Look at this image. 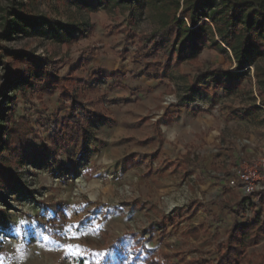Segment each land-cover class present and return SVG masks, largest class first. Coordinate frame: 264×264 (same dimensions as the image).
I'll return each mask as SVG.
<instances>
[{"label":"rangeland","instance_id":"1","mask_svg":"<svg viewBox=\"0 0 264 264\" xmlns=\"http://www.w3.org/2000/svg\"><path fill=\"white\" fill-rule=\"evenodd\" d=\"M158 28L148 6L0 0V59L15 73L0 65V264H264L258 231L228 244L235 226L264 220V58L239 74L209 47L169 66L143 47ZM5 50L76 79L92 115L84 140L57 136L70 105L56 87L1 94L30 65Z\"/></svg>","mask_w":264,"mask_h":264},{"label":"trees","instance_id":"2","mask_svg":"<svg viewBox=\"0 0 264 264\" xmlns=\"http://www.w3.org/2000/svg\"><path fill=\"white\" fill-rule=\"evenodd\" d=\"M34 2L40 0H32ZM64 4L75 5L87 12L105 11L112 13L116 9L128 8L132 5L140 9L149 7L159 16V28L143 44L146 51L154 54L161 52L167 65L173 61L183 63L194 61L206 48H215L221 53L231 55L237 62L236 70L242 74L247 66L256 65L258 59L264 58V0H54ZM29 20V17H22ZM52 23V22H51ZM58 27L60 24L52 23ZM72 38L70 41H76ZM227 47L226 49L223 46ZM4 49V48H3ZM5 52H7L5 50ZM11 53L15 59H24L30 63L29 68L16 81L10 78L3 85L1 94L7 89H20L33 87L43 82L46 88L43 93H51L56 87L60 95L69 101L70 113L61 131L57 136L62 143H78L86 138L87 119L89 116L81 101L80 84L75 86L74 77L61 80L58 76V64L49 58L23 56L16 52ZM0 65L8 76H14L9 64ZM211 74H208V76ZM207 76V75H206ZM259 85L264 91V72L258 68L255 71ZM203 77V75L201 76ZM205 77V76H204ZM264 105V98L262 100ZM10 118L9 114H7ZM3 116V115H2ZM5 116L3 122H8ZM1 121V120H0ZM23 140L21 139V144ZM60 146V145H59ZM59 150V147H56ZM253 205L249 198L239 204V209L245 211V205ZM256 230L264 235V220L260 218L254 224L235 226L231 230L228 244L240 249L245 243H253L251 231ZM234 249V248H233ZM108 264H116V260L106 258ZM124 264L123 262H120ZM129 264V263H128ZM133 264V263H130ZM144 264H170L167 262H150Z\"/></svg>","mask_w":264,"mask_h":264},{"label":"built area","instance_id":"3","mask_svg":"<svg viewBox=\"0 0 264 264\" xmlns=\"http://www.w3.org/2000/svg\"><path fill=\"white\" fill-rule=\"evenodd\" d=\"M252 175L255 179L258 177L255 173H253ZM253 177L251 175L246 174L241 175L242 183L244 184V187L250 195L253 194L255 191V179H253ZM232 184L233 186H235V181H233Z\"/></svg>","mask_w":264,"mask_h":264},{"label":"snow or ice","instance_id":"4","mask_svg":"<svg viewBox=\"0 0 264 264\" xmlns=\"http://www.w3.org/2000/svg\"><path fill=\"white\" fill-rule=\"evenodd\" d=\"M20 223H23V221H21ZM71 247V246H70Z\"/></svg>","mask_w":264,"mask_h":264}]
</instances>
